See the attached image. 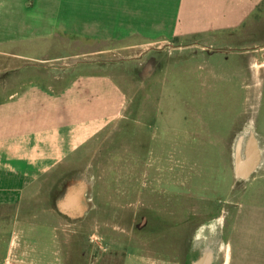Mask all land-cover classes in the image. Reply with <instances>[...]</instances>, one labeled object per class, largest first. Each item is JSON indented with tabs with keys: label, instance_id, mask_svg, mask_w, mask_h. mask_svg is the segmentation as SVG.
Returning <instances> with one entry per match:
<instances>
[{
	"label": "crops",
	"instance_id": "1",
	"mask_svg": "<svg viewBox=\"0 0 264 264\" xmlns=\"http://www.w3.org/2000/svg\"><path fill=\"white\" fill-rule=\"evenodd\" d=\"M263 3L0 0V264H65L73 231L63 222L114 221L127 205L142 204L131 201L137 188L127 183L125 166L89 165L97 175L91 182L69 176L68 165L103 150L129 105L108 70L79 60V42L138 37L206 48L253 21ZM111 172L116 180L105 176ZM253 227L246 240L232 233L235 246L220 232L211 264H264V224ZM87 238L88 264L128 262L123 243L107 245L97 232Z\"/></svg>",
	"mask_w": 264,
	"mask_h": 264
},
{
	"label": "rangeland",
	"instance_id": "2",
	"mask_svg": "<svg viewBox=\"0 0 264 264\" xmlns=\"http://www.w3.org/2000/svg\"><path fill=\"white\" fill-rule=\"evenodd\" d=\"M253 18L206 48L138 37L79 42V60L108 70L129 105L103 150L68 165L69 176L91 182L97 175L90 166H125L127 183L137 188L131 201L142 204L127 205L114 221L63 222L73 231L65 264L89 263L91 232L106 234L107 245L123 243L126 264H192L220 245V232L235 246V230L244 240L251 227L262 228L264 3ZM251 140L258 154L253 167L241 169ZM112 173L105 176L116 180Z\"/></svg>",
	"mask_w": 264,
	"mask_h": 264
},
{
	"label": "bare ground",
	"instance_id": "3",
	"mask_svg": "<svg viewBox=\"0 0 264 264\" xmlns=\"http://www.w3.org/2000/svg\"><path fill=\"white\" fill-rule=\"evenodd\" d=\"M255 144L254 140H251L247 146V151L249 152V154L251 155L250 159L247 162H244V165L241 166V169H243V166H245L247 168V170L249 169V167L252 165L253 167V162L255 161V159L253 160V157H255L258 154L259 148L258 146ZM246 170V171H247ZM81 183V182H80ZM77 194V193H76ZM80 195V194H79ZM78 195V196H79ZM71 197V196H70ZM80 197V196H79ZM75 201V199H74ZM72 202V201H71ZM78 204V203H77ZM66 206V205H65ZM64 206V207H65ZM76 206V205H75ZM70 208V207H69ZM68 208V209H69ZM73 208V207H71ZM75 208V207H74ZM73 208V209H74ZM64 209V208H63ZM75 210V209H74ZM77 210V209H76ZM205 229V228H204ZM203 230V229H202ZM209 230V229H208ZM219 231V230H218ZM211 234V233H210ZM200 235V234H199ZM198 235V236H199ZM213 237V236H212ZM220 237V236H219ZM218 238V237H217ZM198 241V240H197ZM195 242V241H194ZM220 242V240H219ZM220 251V250H219ZM214 254H213V250L211 247H206L202 253L201 256H199L197 259H195L193 261V264H211L212 260H213Z\"/></svg>",
	"mask_w": 264,
	"mask_h": 264
}]
</instances>
